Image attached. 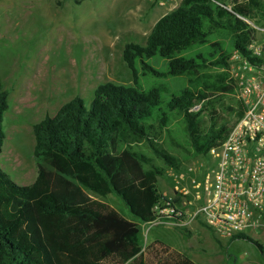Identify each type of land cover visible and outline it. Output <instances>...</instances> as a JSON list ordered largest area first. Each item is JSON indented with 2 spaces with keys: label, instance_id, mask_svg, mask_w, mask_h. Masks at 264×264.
Segmentation results:
<instances>
[{
  "label": "trees",
  "instance_id": "1",
  "mask_svg": "<svg viewBox=\"0 0 264 264\" xmlns=\"http://www.w3.org/2000/svg\"><path fill=\"white\" fill-rule=\"evenodd\" d=\"M229 1L228 9L225 0H178L155 20L142 43L123 44L120 54L130 70L129 84L98 83L87 105L74 96L32 124L35 178L19 185L0 168V264H99L111 255L119 264H146L138 253L139 224L150 219V208L160 196L156 179L167 178L163 167L155 166L151 157L133 147L146 143L167 168L179 170L183 164L155 138L168 122L167 111L181 114L189 135L198 113L191 110L197 99L189 88L170 94L165 101L160 98V87L141 89L135 65L139 64L140 74L154 76L225 66L230 54L217 43L207 53L174 55L203 43L210 28L216 27L228 29L231 48L247 56L252 27L236 15L248 19L256 15L264 21V2ZM155 55L166 60L164 72L145 62ZM6 109L7 91L0 87V148ZM227 130L209 128L199 139L190 137L193 150L204 155ZM88 192L100 197L114 193L138 222L92 199ZM235 238L261 249L247 236L229 239ZM166 249L157 250L159 256L152 264H194Z\"/></svg>",
  "mask_w": 264,
  "mask_h": 264
},
{
  "label": "rangeland",
  "instance_id": "2",
  "mask_svg": "<svg viewBox=\"0 0 264 264\" xmlns=\"http://www.w3.org/2000/svg\"><path fill=\"white\" fill-rule=\"evenodd\" d=\"M225 1L229 9L231 2ZM177 3L178 0H163L161 5L153 0H0V87L7 91V109L1 123L4 139L0 168L11 180L25 185L35 178L32 124L53 114L74 96L87 105L98 83L129 84L130 70L120 54L123 44L142 43L155 20ZM236 16L248 26L264 28V21L256 15L251 19ZM213 43L229 54L233 52L231 32L216 27L210 28L203 43L174 55L207 53ZM145 62L159 72L166 70V60L157 55ZM135 68L140 88L160 87L163 101L182 88H189L196 96L191 110L198 115L191 134L186 132L180 113L167 111L168 122L155 138L181 164L200 157L193 150L190 137L199 139L209 128L229 129L241 115L242 107L234 97L235 81L229 60L225 66H200L178 75L140 74L138 63ZM133 149L151 157L152 163L163 167L165 174L169 170L146 143ZM167 185L163 177L156 179L157 190H166ZM88 195L124 218L138 222L114 193L105 197L90 192ZM141 229L138 253L146 264L155 261L159 248H167L166 253L181 254L194 264H264V255L252 243L245 239L217 238L197 222L186 232L161 225H145ZM99 264H119V261L111 255Z\"/></svg>",
  "mask_w": 264,
  "mask_h": 264
},
{
  "label": "built area",
  "instance_id": "3",
  "mask_svg": "<svg viewBox=\"0 0 264 264\" xmlns=\"http://www.w3.org/2000/svg\"><path fill=\"white\" fill-rule=\"evenodd\" d=\"M251 27L247 56L235 50L229 55L241 115L204 155L177 171L169 168L167 188L140 229L187 230L200 222L217 238H264V28Z\"/></svg>",
  "mask_w": 264,
  "mask_h": 264
},
{
  "label": "crops",
  "instance_id": "4",
  "mask_svg": "<svg viewBox=\"0 0 264 264\" xmlns=\"http://www.w3.org/2000/svg\"><path fill=\"white\" fill-rule=\"evenodd\" d=\"M197 224L200 225V222H197ZM167 234H169V233H167ZM252 240H253V239H252ZM255 241H256V243H258V244L261 246V249L257 248V247L255 246V244H253V246L256 248V250L259 252L260 255H264V246L261 245L262 241L264 242V238H262V239L258 238V239L255 240ZM183 254H185V253H183ZM186 256H189V255L187 254ZM253 263L256 264L255 262H253Z\"/></svg>",
  "mask_w": 264,
  "mask_h": 264
}]
</instances>
